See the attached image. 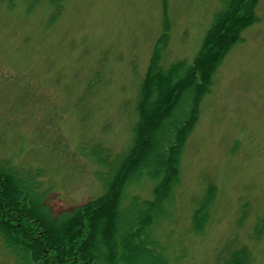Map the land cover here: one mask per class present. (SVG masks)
I'll use <instances>...</instances> for the list:
<instances>
[{
    "label": "rangeland",
    "instance_id": "1",
    "mask_svg": "<svg viewBox=\"0 0 264 264\" xmlns=\"http://www.w3.org/2000/svg\"><path fill=\"white\" fill-rule=\"evenodd\" d=\"M57 3V6H56ZM0 0V164L28 175L54 214L101 195L159 65L191 62L220 0ZM218 66L149 234L171 264H220L241 247L264 264V0ZM166 23V25H164ZM146 176L125 187L151 200ZM214 189L200 229L192 216ZM0 264H20L0 237Z\"/></svg>",
    "mask_w": 264,
    "mask_h": 264
},
{
    "label": "trees",
    "instance_id": "2",
    "mask_svg": "<svg viewBox=\"0 0 264 264\" xmlns=\"http://www.w3.org/2000/svg\"><path fill=\"white\" fill-rule=\"evenodd\" d=\"M257 1L220 0L191 62L179 59L161 68L159 46L164 33L158 37L137 87L130 147L120 156L101 195L54 214L45 191L33 179L0 164V237L20 264H171L151 238L149 227L179 181L181 152L198 118L199 102L243 29L257 21ZM162 4L166 18L165 0ZM143 175L154 182L153 198L134 196L121 208L125 187ZM213 195L210 185L193 213L194 230L203 226ZM248 262V250L241 247L220 264Z\"/></svg>",
    "mask_w": 264,
    "mask_h": 264
}]
</instances>
